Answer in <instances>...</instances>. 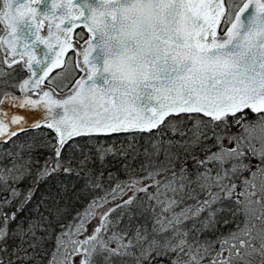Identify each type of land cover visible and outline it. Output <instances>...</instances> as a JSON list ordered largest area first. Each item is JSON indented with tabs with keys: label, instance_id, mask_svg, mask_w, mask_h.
<instances>
[{
	"label": "snow or ice",
	"instance_id": "1",
	"mask_svg": "<svg viewBox=\"0 0 264 264\" xmlns=\"http://www.w3.org/2000/svg\"><path fill=\"white\" fill-rule=\"evenodd\" d=\"M76 28L86 29L87 38L80 32L74 41ZM69 51L73 56L65 60ZM18 64L32 74L21 92L34 91L54 68L62 71L49 85L76 71L85 75L60 88L68 89L64 99L43 91L41 99L19 105L44 111L31 127L46 124L55 142L46 145L52 156L42 167L32 158L33 145L0 155V193H8L0 197V264L10 236L35 248L37 229L43 230L29 224L10 232L34 195L33 188L22 192L16 185L31 177L38 186L59 171L87 173L88 156L76 161L77 169L64 159L75 137L161 126L178 137L151 145V156L163 159L150 160L143 178L93 200L78 223L56 236L49 264H73L77 256L79 264H264V0H0V77L10 75L5 66ZM182 113L194 121L191 127L168 119ZM0 116V143L24 130L23 116ZM97 153L103 163L113 150ZM127 191L133 192L127 200L104 207L109 196L122 199ZM137 193H144L138 207L150 224L137 225L131 235L115 230ZM14 201L16 211H3ZM223 201L235 204L233 215L242 219L215 243L200 240L218 223L222 209L213 205ZM93 219L98 222L85 235ZM19 251L27 257V248L13 253L24 264Z\"/></svg>",
	"mask_w": 264,
	"mask_h": 264
},
{
	"label": "trees",
	"instance_id": "2",
	"mask_svg": "<svg viewBox=\"0 0 264 264\" xmlns=\"http://www.w3.org/2000/svg\"><path fill=\"white\" fill-rule=\"evenodd\" d=\"M80 32L83 31L80 30ZM184 117L188 118V115ZM248 118L252 119L253 114L249 112ZM185 125L181 127L188 128ZM236 130L235 127L230 129L231 132H235ZM155 133L156 131L113 135L109 137H92L97 142L106 139L109 141L108 144L114 145V154L106 155L103 163L96 159L99 148L88 143L91 138H78L74 141L76 143L75 149L69 155H65V151L72 146L69 144L70 146L68 145L65 148L63 156L65 160L72 159L73 169H77V160L82 158V156H88L91 163L87 173L77 175L76 171L70 174L59 171L38 186L32 184L31 177L16 185L22 192L33 188L34 195L31 202L22 211L17 212V219L9 225L10 232L17 233L21 228L27 229L29 224L41 225L43 230L37 229L35 248L28 247L26 241H21L15 236H10L6 242V247L10 250V253L2 254L5 259V264L9 258L12 260L17 258L13 253L20 248H27V257L31 261L26 262L29 264H42L48 258L51 259L52 251L56 248V236L62 231H66L74 223H78L79 216L85 212L93 200L104 197L112 189H115L117 184H122L123 186L131 183L135 179H141L146 175L147 163L144 154L152 143ZM173 138L178 139V137L174 136ZM197 154L202 156L201 153ZM32 156L38 162L36 167H42L45 161L52 156V152L38 147ZM178 167L179 164L177 165ZM188 168L189 171L194 170L191 160H189ZM96 184H99V187H95ZM132 195V191H127L122 199L116 200H112L111 196H109L110 203L106 205H112L114 207L115 202L122 203L123 200H127ZM142 196H144V193H137L136 201ZM200 198L202 199L203 197ZM220 204L223 208L230 205L227 201H223ZM18 206V202L14 201L11 206L5 209V212H14ZM134 210L135 208L132 205L122 218L123 222L128 223L127 225L130 227L141 224L135 222H138L139 218L134 214L136 212ZM234 211L227 210L226 208V212L224 215L222 214L224 217L221 216L216 226L207 234L203 235L204 240L215 243L227 236L229 231L234 230L242 219L239 215H233ZM225 220L228 221L227 224L224 223ZM26 239H31V237ZM216 248H219L218 243L216 244ZM19 256H25V253L19 251ZM27 257L25 256L24 261L27 260ZM17 264H20L19 260H17Z\"/></svg>",
	"mask_w": 264,
	"mask_h": 264
},
{
	"label": "rangeland",
	"instance_id": "3",
	"mask_svg": "<svg viewBox=\"0 0 264 264\" xmlns=\"http://www.w3.org/2000/svg\"><path fill=\"white\" fill-rule=\"evenodd\" d=\"M80 43H82L81 41H80ZM71 54L73 55V52H71ZM67 59H68V57H67ZM66 59V60H67ZM62 71V70H61ZM60 70L59 71H57V72H54L52 75H51V78L49 79V80H51L52 79V77H54V76H56L57 75V73H59V72H61ZM82 74V72H79V71H76L73 75H65V76H61V77H59L57 80H55V81H53V83H52V85H49L48 83H46L45 85H48V86H51L52 88H54L58 93H64V92H66V91H68V89H64L63 91H61L60 90V88L61 87H63V85L65 84V83H69V87H71V83H70V81L71 80H73V79H75V78H78L80 75ZM48 80V81H49ZM57 85H59L60 87H57ZM185 115H181V116H173V117H170V118H168L169 120H173L174 122H176L180 127L181 126H183V125H185V126H187L188 128L189 127H191L192 126V124L194 123V121L193 120H191V119H188V118H186V117H184ZM195 116V115H194ZM205 119H207V118H205ZM162 128H161V130H156V133H155V135H154V138H153V140H152V143L149 145V148L147 149V151H146V153L144 154L146 157V163H147V170H148V166H149V164H150V160L151 161H156V160H158V159H163V156H160V157H152L151 156V152H152V148H151V145L153 144V143H159L160 141H162V140H164V141H166V140H168V139H170V138H172L173 140H176V138H173V136H172V134H171V132L169 131V129L167 128V127H164V126H161ZM52 133V134H51ZM55 134H54V132H52L51 130H49V129H47L45 126L43 127V128H40L39 130H37V131H35V132H32V133H29V134H26V135H24L23 137H21V138H19L18 140H16L15 142H13L12 143V145L11 146H9V147H7V148H4V149H2L1 151H0V155H3V154H5V153H7V152H15V151H17L21 146H25V145H33V147H34V150H33V152H32V155H33V153H34V151L36 150V148H38V147H42V148H45L46 150H48V151H51L48 147H46V145L49 143V142H52V143H54L55 142ZM89 138H91V139H89V141H88V143H90V144H92V145H95L96 147H98L101 151H104L105 149H108V148H111L112 150H113V152H114V145H112V144H108L109 143V141H107L106 139H102V140H100V141H96L94 138H92V137H89ZM110 143H111V141H110ZM208 143H211V142H208ZM71 145L72 146H70L68 149H67V151H65L66 153H65V155L67 154V155H69V153L70 152H72L75 148L74 147H76V143L75 142H72L71 143ZM114 154V153H113ZM32 158H33V156H32ZM34 159V158H33ZM254 161V163L253 164H255L256 163V161L255 160H253ZM143 178V177H142ZM144 183H148V181H144ZM239 190V189H238ZM149 191H152V189H149ZM8 195V193L7 192H2V193H0V197H2V196H7ZM144 196H142L140 199H138V201H136V200H134V202H133V206H134V208H135V210L134 211H136V212H134V214L135 215H137V217H142L144 220V222H145V219H146V224H150V221H149V217H148V214L147 213H145V215H141V208L140 207H138V204L144 199L143 198ZM203 199V198H202ZM136 201V202H135ZM230 205H228L226 208H227V210H235V208H236V206H235V204H233L231 201H227ZM116 204H118L117 202H115ZM186 204H193V203H195V201H192V200H188V201H186L185 202ZM115 204V205H116ZM9 206L8 205H6L5 207H4V209H3V211L6 209V208H8ZM105 208H109V207H112V205H110V206H104ZM131 208V206H129L128 207V209L127 210H129ZM213 209H222V211H223V207H222V205L220 204V203H218V204H215V205H213ZM103 209H100V211H102ZM127 210L126 211H123V213H122V218L125 216V213L127 212ZM222 211H217L216 212V219H217V221L220 219V217L222 216V217H224L223 215H224V213H223V215L221 214L222 213ZM121 215V210H117V212H115V213H112L111 214V218L112 219H114V220H117V217L118 216H120ZM207 215H208V213L207 212H204V213H201V217L199 218V219H197V221L195 222L196 223V227L197 228H199V224H200V221L201 220H203L204 218H206L207 217ZM98 222V220L97 219H93L92 221H91V223H89L88 225H87V229H88V232L87 233H85V235H87V234H90L91 233V231H92V228H93V226L96 224ZM128 223H124L123 222V220L122 219H118L117 220V225H116V229L115 230H117V231H119V230H129V235H131V230H134L135 229V227L137 226V225H134L133 227H130L129 225H127ZM217 224V223H216ZM216 224L214 225V226H216ZM192 225H193V221L192 220H189V221H187L186 222V226L187 227H192ZM213 226V227H214ZM213 227L211 228V229H209V230H212L213 229ZM67 231V230H66ZM208 231V230H207ZM205 232V231H204ZM201 234V233H200ZM199 234V235H200ZM194 235H195V233H194ZM83 237H81V239H82ZM113 246H115V245H113ZM79 260H80V257L79 256H77V257H75V260H74V262H73V264H79Z\"/></svg>",
	"mask_w": 264,
	"mask_h": 264
},
{
	"label": "water",
	"instance_id": "4",
	"mask_svg": "<svg viewBox=\"0 0 264 264\" xmlns=\"http://www.w3.org/2000/svg\"><path fill=\"white\" fill-rule=\"evenodd\" d=\"M81 29V28H76L73 30L72 36L74 35V33L76 32V30ZM83 29V28H82ZM86 32V29H83ZM42 35L45 34L44 32L41 33ZM87 34V32H86ZM75 41V39H73ZM83 43V42H82ZM81 43V44H82ZM79 45H77L78 47ZM41 48H43V45L40 46ZM71 52V51H69ZM67 52L66 55L69 53ZM65 55V57H66ZM64 57V59H65ZM80 59L82 60V57H80ZM26 68V67H25ZM27 69V68H26ZM61 68H54L52 69V71L48 74V76L46 78H48L50 75H52L55 71L59 70ZM85 73H82L80 76H84ZM79 76V77H80ZM32 77V74L30 71H28V75L27 77L24 79H29ZM78 77V78H79ZM44 78L41 83L40 86L37 87L34 91H24L22 92V95L19 97H15V96H11V95H6L3 98V103H0V113H6L8 114V116H13V115H19V116H23L24 117V123H25V127L23 131L18 132L22 133V132H26V131H30V130H37L39 128H41L42 126H45L47 129H49L47 127L46 124L41 123L39 127L37 128H33L31 127V125L33 123H37L43 120V116H44V111L41 108H31V107H20V103L25 99V98H31L33 100H39L42 97V93L43 91H50L52 92V98L53 99H64L65 96L68 93V91L64 92V93H58L54 88H52L51 86L45 85L43 84V81L46 79ZM34 79V78H33ZM23 80V81H24ZM23 81L21 82V84L23 83ZM180 115H189V114H180ZM191 115H198V114H191ZM172 117V116H171ZM4 117L0 116V119H2ZM170 118V117H169ZM13 127H17L16 125H13ZM51 130V129H49ZM52 131V130H51ZM155 131V130H153ZM53 132V131H52ZM129 133H138V131H130V132H120V133H111V134H107V135H90V136H79V137H75L73 138V140L80 138V137H92V136H111V135H118V134H129ZM55 134V133H54ZM71 140V141H73ZM69 141V143L71 142ZM68 143V144H69ZM67 144V145H68ZM66 145V146H67ZM65 146V147H66Z\"/></svg>",
	"mask_w": 264,
	"mask_h": 264
},
{
	"label": "flooded vegetation",
	"instance_id": "5",
	"mask_svg": "<svg viewBox=\"0 0 264 264\" xmlns=\"http://www.w3.org/2000/svg\"><path fill=\"white\" fill-rule=\"evenodd\" d=\"M69 56H73V55L70 54ZM4 70L10 73V75H5L3 77H0V101H2L4 96L6 95H11L15 97L21 96L22 92L19 89V85L28 75V70L19 64L14 65L13 69H7L5 66ZM46 83H48V81H46ZM32 132L33 131L19 133L11 140L5 143H0V151L4 148L11 146L13 142L23 137L24 135Z\"/></svg>",
	"mask_w": 264,
	"mask_h": 264
},
{
	"label": "bare ground",
	"instance_id": "6",
	"mask_svg": "<svg viewBox=\"0 0 264 264\" xmlns=\"http://www.w3.org/2000/svg\"><path fill=\"white\" fill-rule=\"evenodd\" d=\"M191 171H194V170H191ZM121 186H122V184H120ZM17 187V186H16ZM201 197H203V196H201ZM144 198V197H143ZM5 211V210H4ZM226 212V207H224L223 208V211H222V213L221 214H223V213H225ZM137 218H139V220H138V222L137 221H135L136 223H143V224H146L145 222H146V219H145V222L143 221L144 219L142 218V217H137ZM210 230H208V231H205V232H203V233H201L200 235H199V239L200 240H204V238H203V235L204 234H207L208 232H209ZM55 250H53L52 251V254H53V252H54ZM7 253H10V250L7 248ZM52 254H51V258H52ZM21 258H25V256H21ZM27 260H25L24 261V264H29L28 262H26V261H31V259L29 258L28 259V257L26 258ZM17 260H19V259H13V261H14V264H17ZM51 259H47V260H45L44 262H42V264H49V261H50ZM20 261V260H19ZM7 264V263H6ZM31 264V263H30Z\"/></svg>",
	"mask_w": 264,
	"mask_h": 264
}]
</instances>
